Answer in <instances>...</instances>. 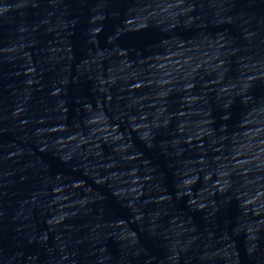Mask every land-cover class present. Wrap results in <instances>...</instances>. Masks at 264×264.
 <instances>
[{"label": "water", "instance_id": "1", "mask_svg": "<svg viewBox=\"0 0 264 264\" xmlns=\"http://www.w3.org/2000/svg\"><path fill=\"white\" fill-rule=\"evenodd\" d=\"M0 264H264V0H0Z\"/></svg>", "mask_w": 264, "mask_h": 264}]
</instances>
